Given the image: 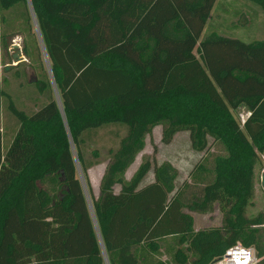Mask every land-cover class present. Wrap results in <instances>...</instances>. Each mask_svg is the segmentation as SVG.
Here are the masks:
<instances>
[{
  "label": "trees",
  "instance_id": "trees-1",
  "mask_svg": "<svg viewBox=\"0 0 264 264\" xmlns=\"http://www.w3.org/2000/svg\"><path fill=\"white\" fill-rule=\"evenodd\" d=\"M250 1L264 14V0ZM216 2L0 0V48L2 12L19 7L50 67L34 84L55 91L27 114L0 85V111L7 98L20 123L6 151L0 128V264H213L238 243L264 264V214L246 215L264 153V38L205 31ZM107 126L124 133L95 197L85 134ZM158 126L164 143L188 131L195 151L224 149L194 167L203 188L188 202L168 161L145 185L151 160L126 177ZM216 207L221 223L196 229L192 212Z\"/></svg>",
  "mask_w": 264,
  "mask_h": 264
},
{
  "label": "rangeland",
  "instance_id": "rangeland-1",
  "mask_svg": "<svg viewBox=\"0 0 264 264\" xmlns=\"http://www.w3.org/2000/svg\"><path fill=\"white\" fill-rule=\"evenodd\" d=\"M242 5L245 7L243 8ZM21 10L16 7L2 12V32L6 40L0 48V85L10 95L19 109L27 114H32L45 104L52 95L54 96L55 91L41 94L34 84L36 79H50V67L37 28L33 23L29 25L22 20ZM261 12V10L258 12V8L250 0H217L210 26L208 25L205 31L209 32L211 29H216L225 35L237 36L244 41L264 38V14L262 15ZM14 44L19 45L25 57L20 64L13 61ZM25 45H29L32 49V57H28L24 53L23 48ZM9 65L11 66L10 69L6 70ZM237 114L241 124L249 116V112L245 108H240ZM19 126V121L8 109V99L4 98L3 107L0 111V128L4 135L5 151L11 144ZM118 133L123 134L124 129L107 126L85 134V157L96 162L88 172L95 197L99 196L100 181L110 159L109 149L118 146ZM211 143L212 138L210 139ZM93 150H98L100 153L98 158L92 157ZM223 154L225 152L220 143L213 145L208 153L195 151L192 148L188 131H180L175 134L170 143H164L162 128L158 126L154 129L152 135L147 138L145 149L139 153L134 164L128 169L126 177L130 179L143 161L151 160L153 167L141 183V185H145L154 180V165H160L168 161L178 171L176 190H179L182 200L188 202L193 197L199 196L203 188V184L196 183L190 177L194 167L200 163L212 168L216 156ZM263 172L264 153H260L254 170V193L251 203L247 207V216L264 214V190L261 187ZM83 185L88 196L84 181ZM119 189L118 187L117 190ZM192 214L195 218L196 229L218 226L223 216L218 207L212 212H192Z\"/></svg>",
  "mask_w": 264,
  "mask_h": 264
},
{
  "label": "built area",
  "instance_id": "built-area-1",
  "mask_svg": "<svg viewBox=\"0 0 264 264\" xmlns=\"http://www.w3.org/2000/svg\"><path fill=\"white\" fill-rule=\"evenodd\" d=\"M249 252L253 254V258L249 261V264H259L262 258L257 255V251L253 246H244L238 243L225 251V253L219 257L215 264H237L239 260H243L248 256Z\"/></svg>",
  "mask_w": 264,
  "mask_h": 264
},
{
  "label": "water",
  "instance_id": "water-1",
  "mask_svg": "<svg viewBox=\"0 0 264 264\" xmlns=\"http://www.w3.org/2000/svg\"><path fill=\"white\" fill-rule=\"evenodd\" d=\"M35 27L38 29V26L35 24ZM13 50H14V55H13V61L18 64L20 62H23L25 57L24 55L22 54V50L21 48L19 47V45L17 44H14L13 45ZM10 65L6 67V70H9L10 69ZM261 187L262 189L264 190V172L262 173L261 175Z\"/></svg>",
  "mask_w": 264,
  "mask_h": 264
},
{
  "label": "clouds",
  "instance_id": "clouds-1",
  "mask_svg": "<svg viewBox=\"0 0 264 264\" xmlns=\"http://www.w3.org/2000/svg\"><path fill=\"white\" fill-rule=\"evenodd\" d=\"M253 258V254L249 252L248 256L245 257L243 260H239L237 264H249V261H251Z\"/></svg>",
  "mask_w": 264,
  "mask_h": 264
},
{
  "label": "crops",
  "instance_id": "crops-1",
  "mask_svg": "<svg viewBox=\"0 0 264 264\" xmlns=\"http://www.w3.org/2000/svg\"><path fill=\"white\" fill-rule=\"evenodd\" d=\"M242 7L244 8L245 6L244 5H242ZM255 7H257L256 5H255ZM258 8V7H257ZM260 11V9L258 8V12ZM262 13V12H261ZM262 15H263V13H262ZM263 21H264V16H263Z\"/></svg>",
  "mask_w": 264,
  "mask_h": 264
}]
</instances>
